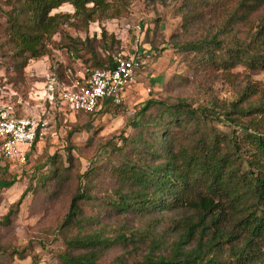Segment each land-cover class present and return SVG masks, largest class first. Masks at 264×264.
I'll list each match as a JSON object with an SVG mask.
<instances>
[{"label": "trees", "instance_id": "trees-1", "mask_svg": "<svg viewBox=\"0 0 264 264\" xmlns=\"http://www.w3.org/2000/svg\"><path fill=\"white\" fill-rule=\"evenodd\" d=\"M184 24L191 23L208 8L225 18L218 24L221 32L236 20H245L264 9V0H185ZM6 45L24 68L29 59L46 54L47 43L61 26L69 24L85 32L84 46L95 42L101 50H113L112 36L101 28L100 37L88 35L91 23L124 16L132 0H4ZM63 4L72 6L71 14L51 13ZM264 16V14H263ZM70 20H72L70 22ZM264 31V18L259 32ZM218 32V33H219ZM217 32L198 40L175 43L174 48L189 56L188 65L211 63L212 67L229 69L234 63L252 65L244 52L223 44ZM108 39V40H107ZM93 69L111 64L112 55L96 58L90 49ZM0 46V70L3 59L11 57ZM87 64V63H86ZM90 66V64H87ZM88 68V67H87ZM17 71V69H15ZM89 70V71H91ZM12 76L1 83L12 84ZM241 94L230 103V110L219 120L231 127L225 132L207 124L215 118L209 108H193L185 102L167 103L149 99L140 105L141 116L136 127L139 134L120 146H112L115 164L109 175L116 185L114 196L100 204L110 214L137 218L161 211L189 210L177 239L166 247L156 237L143 232L123 230L109 237L85 227L95 218L87 215L80 202L91 197L77 187L62 225L77 232L65 238L66 248L57 254L59 264H261L264 262V96L246 101ZM124 101V100H123ZM243 102V105L241 103ZM123 103V102H122ZM120 104L106 103L85 115L105 113ZM153 110V116L145 113ZM218 119V118H217ZM239 130V132H238ZM36 141V140H35ZM53 157L49 158V162ZM61 179L56 168L32 174L19 198L3 217L8 223L18 210L27 191L45 185L46 180ZM55 183V182H54ZM98 221V220H97ZM4 223V222H3ZM5 224V223H4ZM147 240L145 241L144 239ZM196 240L193 247L185 246ZM145 250L136 258L116 256L103 261L105 251L113 245ZM226 248L231 262L221 260Z\"/></svg>", "mask_w": 264, "mask_h": 264}, {"label": "rangeland", "instance_id": "rangeland-1", "mask_svg": "<svg viewBox=\"0 0 264 264\" xmlns=\"http://www.w3.org/2000/svg\"><path fill=\"white\" fill-rule=\"evenodd\" d=\"M185 2L132 0L124 16L91 23L88 35L99 38L101 28H105L112 36V41L107 39L114 41L109 53L99 49L97 42L84 46L85 32L65 24L47 43L46 54L29 59L21 68L20 60L12 57L6 45L8 7L0 0V46L4 52H11V57L3 59L0 82L12 76L11 87L30 100L31 106L18 105V113L46 123L43 135L29 148L24 162L0 158V264H59L57 254L66 248L65 238L77 232L74 227L62 225L77 187L87 190L91 197L80 202L85 213L95 218L86 230L100 231L109 238L125 229L143 232L148 238L156 237L161 241L163 252L177 239L185 217L190 215L189 210L161 211L137 218L110 214L100 205L114 196L116 189L108 173L115 164L110 149L120 146L125 138L131 140L139 134L137 118L141 116L140 105L146 100L182 101L193 108H209L215 118L207 124L227 132L231 127L219 120L230 110V103L238 101L248 87L251 90L242 96L246 101L264 96V31L257 34L264 9L245 20H236L231 27L219 32L218 24L225 15L210 12L208 8L187 26L183 25ZM72 11L71 5L63 4L51 13L71 14ZM216 32L226 47L238 49L253 59L252 65L238 62L229 69H222L212 67L207 61L206 65L191 67L189 56L174 48L175 43L202 39ZM135 47L139 48L144 64L136 84L119 107L89 116L58 106L55 92L51 102L29 99L52 79L64 84L81 80L94 67L91 48L96 53L94 57L105 58ZM153 114L150 110L145 116ZM50 157H53L51 164L47 163ZM50 168H56L62 174L61 179L55 175L46 180L44 186L27 191L18 210L6 223L3 217L26 188L28 179ZM195 241L191 240L185 247H193ZM146 244L142 241L139 249L113 245L105 251L102 260L108 262L116 256L136 258L144 252ZM225 250L221 251V260L231 262Z\"/></svg>", "mask_w": 264, "mask_h": 264}, {"label": "built area", "instance_id": "built-area-1", "mask_svg": "<svg viewBox=\"0 0 264 264\" xmlns=\"http://www.w3.org/2000/svg\"><path fill=\"white\" fill-rule=\"evenodd\" d=\"M140 55L138 47L122 50L112 56L109 66L91 70L81 80L70 84L52 79L34 97L51 102L55 92L58 106L83 113L94 112L110 102L120 104L136 84L138 72L143 67ZM34 97L29 99L34 100ZM18 105L31 107L30 100L23 98L11 85L0 82V158L24 162L29 148L43 135L46 123L20 115Z\"/></svg>", "mask_w": 264, "mask_h": 264}, {"label": "crops", "instance_id": "crops-1", "mask_svg": "<svg viewBox=\"0 0 264 264\" xmlns=\"http://www.w3.org/2000/svg\"><path fill=\"white\" fill-rule=\"evenodd\" d=\"M35 99H37V97H34Z\"/></svg>", "mask_w": 264, "mask_h": 264}]
</instances>
